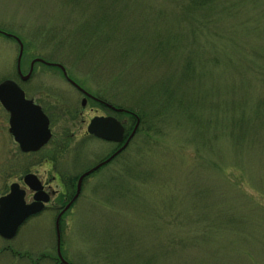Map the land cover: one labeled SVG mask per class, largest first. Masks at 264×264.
<instances>
[{
    "label": "rangeland",
    "instance_id": "rangeland-1",
    "mask_svg": "<svg viewBox=\"0 0 264 264\" xmlns=\"http://www.w3.org/2000/svg\"><path fill=\"white\" fill-rule=\"evenodd\" d=\"M189 1L0 0V81L13 79L43 105L54 135L38 154L22 153L0 103V197L12 183L25 188L27 173L56 172L67 188L73 181L74 196L78 176L113 152L87 129L105 111L67 79L123 109L129 133L132 111L149 113L151 141L136 132L122 156L86 178L60 221L71 264H264V0H219L195 18ZM15 38L24 44L23 75L41 57L62 63L68 78L40 63L21 79ZM163 82L177 85L186 108L154 122L145 95L156 99ZM130 161H146L148 183L117 178ZM119 182L132 191L124 198ZM199 190L193 206L207 219H179ZM62 195L16 238L0 235V264H61ZM176 196L185 202L168 203Z\"/></svg>",
    "mask_w": 264,
    "mask_h": 264
},
{
    "label": "water",
    "instance_id": "water-1",
    "mask_svg": "<svg viewBox=\"0 0 264 264\" xmlns=\"http://www.w3.org/2000/svg\"><path fill=\"white\" fill-rule=\"evenodd\" d=\"M16 41L20 43V54L18 58V72L22 75L23 80H28L33 73V66L29 75L24 76L21 72V59L24 54V44L18 38ZM44 62L47 65L57 66L64 70L65 76L68 78L67 70L62 64L48 63L43 59L34 60V64L37 62ZM78 89L83 91L86 97L93 98L85 89H81L74 81H72ZM0 103H2L5 110L10 114V129L9 132L14 137L16 143L19 144L22 153H34L44 148L45 145L50 143L53 138V132L51 131V121L48 115L43 111V108L36 104L35 101L29 100L26 97V92L20 87V85L13 79H5L0 81ZM87 104V99L84 98L83 105ZM119 112L123 109L117 108ZM140 124V118L135 125L134 131L130 134L125 145L111 156L106 162H103L96 167L90 169L83 174L78 180L77 193L69 204L61 211L58 216L56 229L58 232V251L59 259L64 264H69L64 259L61 252V232H60V219L68 209L76 202L77 198L82 193V186L86 176L96 172L99 168L104 166L107 162L114 159V157L126 149L129 142L134 138L138 126ZM88 133L91 136H96L99 139L107 140L113 143H123L125 140L126 127L116 117L111 116H95L88 126ZM23 182L34 193V200L31 203L26 201L27 190L22 188L21 183H13L10 187L9 193L0 197V235L5 240H12L18 236L19 229L31 216L37 215L43 211L50 201V194L45 192L44 185L40 181L38 175L35 173H28L25 175Z\"/></svg>",
    "mask_w": 264,
    "mask_h": 264
},
{
    "label": "trees",
    "instance_id": "trees-1",
    "mask_svg": "<svg viewBox=\"0 0 264 264\" xmlns=\"http://www.w3.org/2000/svg\"><path fill=\"white\" fill-rule=\"evenodd\" d=\"M190 5H187L186 6V10L188 12H191L192 14V18H195V11H200L201 9H207V10H210V9H215L217 7L219 3V0H190ZM219 6V5H218ZM177 85H174L169 83H162L160 87L157 88V90H155L157 93V95H160V96H157L156 99L155 98V95H153L152 92H149L147 93L149 95V97L147 96V94L145 95L146 98L148 100H144L145 102H147V104L149 106H151V108L153 110H151L150 112V115L152 118V121L155 122V119L158 121V122H161L162 118L164 115H162V111H165L168 113H172V112H182L185 108H186V103H185V99L180 95L178 94V90H177ZM162 95V96H161ZM144 97V96H143ZM143 101V102H144ZM185 105V107H184ZM155 109H154V108ZM131 111V110H130ZM187 111V110H186ZM185 111V112H186ZM133 112V111H132ZM184 112V113H185ZM134 113V112H133ZM146 112L144 113H141L140 115H138L141 119V123L139 125V129L137 131V136H139L141 138V142H148V141H151V139L147 136L148 133H149V130L150 128L148 127L149 125V122H150V119L149 118V113L148 114H145ZM147 118H146V116ZM191 116V115H190ZM192 117V116H191ZM193 119V117H192ZM146 161H141L140 164L138 163V167L136 165V162H132L130 161L127 165H126V171L125 173H120L119 174V178L120 180H125L127 177L128 178H139V179H143L146 181V183H148L147 181V173H149L147 171H145V168L143 170H140V168H142V166H144ZM118 179V180H119ZM67 181V180H66ZM73 181L70 180V187L67 188V191L70 192L69 193V198L67 196V198H64L65 196H62L63 200L64 199H67L68 200H71L74 196L72 195V191L71 189H73ZM121 182H119L117 185V188H116V193L118 195L119 193V196L124 198L126 196L129 195L130 192L132 191H128L126 192L125 190H128V188H125ZM192 185H197V182H193ZM130 190V189H129ZM115 193V194H116ZM121 193V194H120ZM74 194V193H73ZM204 193L202 191H198V192H194L192 195H193V199H191V201L189 203H191V207H190V210L189 212L183 214L182 211L180 210L178 213H177V216L179 217V219H183V220H186V219H190V217L193 215L195 218H199L200 219H203V220H200L201 221H204L207 219V216L205 214H202V213H199L198 212V209L196 207V205L193 206V202L196 201V200H199V198H202L204 195ZM187 197V196H186ZM138 198V197H136ZM172 198L169 199L168 203H174L175 204H179V203H183L185 202V198L183 196H179L177 197L176 196V199L175 200H171ZM65 204H67L66 201H63ZM76 204V203H75ZM63 218V217H62ZM61 218V220H62ZM199 222V224H200Z\"/></svg>",
    "mask_w": 264,
    "mask_h": 264
},
{
    "label": "flooded vegetation",
    "instance_id": "flooded-vegetation-1",
    "mask_svg": "<svg viewBox=\"0 0 264 264\" xmlns=\"http://www.w3.org/2000/svg\"><path fill=\"white\" fill-rule=\"evenodd\" d=\"M36 59H38V58H36ZM36 59H34V60H36ZM40 59V58H39ZM43 60H45L44 58H42ZM34 60H33V63H34ZM45 61H47V60H45ZM47 62H49V61H47ZM52 62V61H51ZM33 63H32V65H31V67L33 66V69H34V67H35V65L36 64H40V63H43V64H45V65H47L46 63H44V62H37L36 64H34L33 65ZM57 64H59V63H57ZM60 64H62V63H60ZM31 67H30V69H31ZM53 67H55L56 69H58V70H60V71H62L63 73H64V70L63 69H60L59 67H57V66H53ZM67 70V69H66ZM68 72V71H67ZM21 75V74H20ZM64 76H65V74H64ZM65 78L67 79V77L65 76ZM21 79H22V76H21ZM76 89H78V87H76V85H74V83L72 82V80H70V79H67ZM79 91L82 93L83 91H81L80 89H79ZM26 97H27V99H30L29 97H28V95H27V92H26ZM33 99V98H32ZM32 99H30V100H32ZM89 100H94L99 106H100V108L102 109V112L103 111H105V114L104 115H101V116H111V117H116V118H119V114H120V112L117 110V107L118 106H116L115 104H110V102H108V100H106V99H102V98H99V97H93V98H88ZM34 100V99H33ZM88 100V101H89ZM35 101V100H34ZM35 103H37L38 105H40L42 108H43V111H44V106L43 105H41V104H39L37 101H35ZM46 112V111H45ZM47 114V113H46ZM48 115V114H47ZM131 116H135V115H131ZM136 121H137V118H136ZM91 122V121H90ZM51 123H52V121H51ZM123 123L125 124V126L127 127V121L126 120H124L123 121ZM128 128V127H127ZM131 133V132H130ZM129 131H127L126 132V134H125V140H124V142L123 143H113V142H109V141H107V140H102V139H99V138H97V137H94V136H91L89 133V136L91 137V138H96V139H99V140H101V141H103L104 143L106 142V143H108L110 146H111V148H113V152L111 153V154H109L108 156H106V158H104V160L103 161H101V163H103V162H106V160H108V158H110L111 156H113L114 154H116V152L117 151H119L123 146H124V144H125V142H126V140L128 139V136H129ZM135 139L133 138L132 140H131V142L128 144V146L126 147V149L124 150V151H122V152H119L115 157H114V159H112L111 161H109V162H107L106 164H108V163H110V162H112V161H114V160H116V157H119V156H122L125 152H126V150L129 148V146L133 143V141H134ZM51 143V142H50ZM49 143V144H50ZM48 144V145H49ZM47 145V146H48ZM46 147V146H45ZM44 149V148H43ZM40 152V151H39ZM39 152H34V153H26V154H29V155H34V154H38ZM48 164H50V162L49 161H46ZM101 163H99V164H101ZM99 164H97V165H99ZM106 164H104V165H106ZM87 172V171H86ZM49 173V172H48ZM37 175H38V177H39V179H40V181L43 183V185H44V190H45V192H48L49 194H50V201H49V203L46 205V207H45V209L43 210V211H41V212H39V214H41L42 212H45V211H47V209H49L50 208V206L49 205H51V203H52V200H54L55 198H57V196H59V195H62V196H65L64 198H66V196H67V194H68V191H67V183H65V181H63L62 180V176H61V174H59V173H57L56 172V174H51L52 175V177H49V179H47V177L46 178H42V176L39 174V173H36ZM83 174H85V173H83ZM83 174H81V175H79L78 176V178H77V182H79V178L83 175ZM47 176V175H46ZM87 178V177H86ZM86 178L84 179V184H85V182L87 181L86 180ZM56 183V185H57V187L58 188H64V191L62 192V191H59L58 189L56 190V188H54L53 187V184H55ZM78 184V183H77ZM9 192V191H8ZM7 192V193H8ZM62 192V193H61ZM27 197H26V200H27V198L28 199H32V200H30V201H28L27 200V202L28 203H31V202H33V198H34V193L32 192V191H29L28 189H27ZM61 196V197H62ZM72 200V199H71ZM71 200H68V202H70ZM64 201H66L67 202V199H64ZM59 210V211H58ZM57 210V212H59L58 213V216H59V214L61 213V210L62 209H58ZM58 218V217H57Z\"/></svg>",
    "mask_w": 264,
    "mask_h": 264
}]
</instances>
